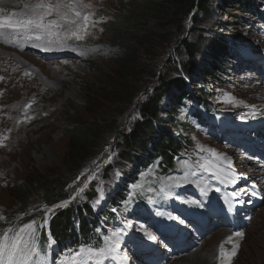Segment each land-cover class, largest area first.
<instances>
[{
	"label": "rangeland",
	"instance_id": "obj_1",
	"mask_svg": "<svg viewBox=\"0 0 264 264\" xmlns=\"http://www.w3.org/2000/svg\"><path fill=\"white\" fill-rule=\"evenodd\" d=\"M135 1L140 0H83V3L91 5L90 8L84 9L90 14V22L87 28L81 31L83 38L77 40L75 37H69L63 44L51 45V51L38 48L40 52L54 53L53 58L43 57L33 48L0 45L1 55L5 57V59L0 58V84L4 86L13 80V77L7 73L13 69L18 70L24 80L15 86L18 92L12 90L11 87L0 86V98L5 99L4 105L0 106V228L21 218L17 214L19 202L6 189L8 184H22L29 171L34 172L38 179L42 178L43 183H57L71 174L64 164L68 143L66 132L70 128L68 123L70 119L93 120L92 118H95L98 120L99 112H109L115 105L113 102L106 101L104 99L106 96L110 95L112 99L117 96L121 100L124 98L123 94H127L129 91H135V95L132 96L134 105L125 110L120 122L124 127L130 120L139 116L138 103L148 100L149 92L153 89L152 84L146 85L144 79L139 81L138 78L139 72L146 65L147 57L142 50L136 49L134 56L125 60L122 57L121 49L108 44L102 26L103 22L120 4L125 3L129 6ZM35 2L36 0H15L10 8L0 7L3 9L0 11V15H9L13 11L20 12L25 3ZM227 11L229 14L221 11L220 17L212 15L211 19L204 23L211 29L215 24L220 23V20L231 21L233 13H235L236 16L243 19L241 25L235 26L247 34V39L253 48L252 52H264V32L261 25L257 26L252 18L237 10L227 9ZM53 18L55 17H49V19ZM73 27L75 26L73 25ZM201 27L194 35L198 32L204 35L208 31L205 29V25ZM35 42L37 43V41ZM179 47L180 44L173 43H164L160 47L159 59L156 63L168 61L163 68V74H171V77H174L177 76L173 72L176 70L179 75H182V62L178 65L175 60L170 58L174 50ZM178 58L183 61L181 57ZM196 63L199 64V61L196 60ZM245 67L244 69L238 65H229L228 67L222 65L221 68L215 69L217 73L214 76L217 80L211 79V77L206 78L204 77L206 73H200L197 80V82L201 81L199 86L203 88L204 85H208L210 88L208 91L203 90L204 94L202 95L206 98L204 100L230 109L228 119H230L231 127L218 135V139L221 138L218 142L217 137H213L206 125L201 128L195 120H192L193 130L185 131V136L192 142V145L187 147V150L180 152L186 157H181L178 160L175 172L163 177L160 187L163 194L155 198L159 201L162 209L151 216L153 229L140 223L137 228L141 233V239L135 236L137 247L131 244L124 245L132 264H146L143 258L139 257V252L142 250V243H140L142 241L140 240L148 241L146 235L148 232L155 236L157 227L162 221L164 223L171 221L172 224L189 228L192 232L190 240L182 243L180 248L173 247L172 242L169 243L170 247L162 245V248H166L165 257L171 255V252L176 253L163 264H220L217 262L220 259L218 258V249L221 244L227 247L228 236L235 237L234 233L236 232H243L245 235L243 238H238L241 247L237 256L230 260V264H264V192L259 185L253 183L255 178L264 180V176L260 174L259 177H252L249 172L254 162L264 167V160L259 159L252 162L246 157L248 151L253 152L256 149L264 151V121H261L264 118V71L256 73L251 70V64ZM259 68L264 69V65L257 66L256 70ZM209 96H211L210 100L207 99ZM121 101L117 103L118 107L121 105ZM159 105L162 107V98ZM184 114L179 110L180 121H187ZM247 116L258 118L261 135L258 136L250 129L247 133L245 126V121L248 120ZM204 118H208L207 121L212 120L214 115L205 113ZM162 119L163 129L173 133L177 132V129H172L167 125L168 118L162 116ZM234 122L240 126L241 133L235 130ZM239 137L243 138V143ZM232 139H234L233 142ZM111 143L109 146L103 147L105 155L102 159L92 161V157H90L89 164L86 163L83 170H80V175H85L83 176L85 178L84 181L73 184V187L76 188L71 197L81 198L79 189L84 188L89 180L99 179V174L109 157L121 175L124 173L134 174L136 165H130L128 169H123L121 157L118 155L119 149L114 148ZM262 155L264 156V153ZM203 158L208 159L203 164L207 166L208 170L202 165H198L204 161ZM211 158L214 159L212 168L220 172L219 176L222 179L224 174L233 171L240 175L239 181L245 180L246 183H242L236 190L235 188L231 190L229 182L225 181L223 186H219L215 178L206 175L203 171H209ZM184 172L189 175L184 177ZM111 177L113 174L109 178ZM95 181L97 182V180ZM121 181L122 177L118 179L117 184ZM247 183L258 186L257 190L261 198L259 206H256L255 210L252 211L250 206L244 208L245 218H242L241 221H245V224L234 229L232 223L218 220L217 216L213 219L216 211L211 208L210 204H213L219 196L226 197L229 193L237 192L243 195L248 203L249 196H245ZM215 185L220 187L218 195L213 194L211 190ZM35 186H38L37 183ZM201 186H206L209 193L206 199H203L202 192L205 195L208 193L206 190H202ZM40 190L41 186H38L28 198L29 201L34 202V206L42 205L39 199ZM211 194L214 196L212 197ZM65 201H69V199L63 202ZM192 201L196 203H192ZM41 209L53 215L57 212L53 207ZM37 210H30L27 215L35 214ZM202 213H209L211 217L206 228L203 229L201 226L197 231L194 224L189 222L191 221L190 217H197ZM33 221L37 220L33 219L10 232H18L16 240L15 233L10 238V245L15 246L14 264H18L23 255L33 248L36 251L28 264H37L42 258L45 263L49 262L48 256L43 254L40 248L35 247L36 223L31 229L25 228V225ZM221 230H225L227 235L216 243L218 237L225 234L220 232ZM156 241L159 240L156 239ZM114 253L116 254L115 250H111L110 253L106 252L95 264H118V260L122 261L126 255L121 250L117 259ZM162 259L163 257L160 262Z\"/></svg>",
	"mask_w": 264,
	"mask_h": 264
},
{
	"label": "trees",
	"instance_id": "obj_2",
	"mask_svg": "<svg viewBox=\"0 0 264 264\" xmlns=\"http://www.w3.org/2000/svg\"><path fill=\"white\" fill-rule=\"evenodd\" d=\"M263 6L264 0H140L129 6L120 4L103 22V34L107 37L109 45L123 51L122 57L125 60L131 59L136 49L142 50L146 55V65L139 72L138 78L139 81L144 79L146 85H153L149 98L138 103L139 116L130 120L124 127L120 121L125 110L134 105L132 96L135 91L123 94L122 101L117 96L115 99L110 95L106 96L104 99L115 105L109 112H99L98 120L70 119V128L66 132L67 153L64 156V164L71 172L67 177L69 179L66 181L65 178L57 183H43L42 178L38 179L34 172L29 171L22 184L6 186L10 195L19 202L17 214L22 216L19 220L32 219L41 214L42 211L37 209L42 206H52L69 199L67 206L57 209L50 219L49 230L57 245L66 254L71 247L82 243L97 244L98 240L93 232L95 225L101 223L102 218L112 220L114 214L111 209L115 208L118 214L124 213L122 208L125 205L126 185L136 181L138 172L144 169L147 171L149 164L158 163L160 170L157 177H160L173 168L176 155L191 147L192 142L185 136V131H192L193 128L188 122L180 121L178 116L182 103L185 106L190 105L188 86L196 95L203 96V90L208 91L210 88L208 85L203 88L199 86L201 81L197 80L200 73H206V78L217 80L214 76L217 73L215 69L221 68L222 65L236 66L237 63L229 53L234 51V40L252 47L247 34L236 28L235 25H241L243 19L235 13L231 21L220 20V23L211 29L204 21H209L212 15L220 17L221 11L229 14L227 9H233L248 15L260 26L257 10ZM202 25H205L208 31L204 35L199 32L194 35ZM164 43L180 44V47L174 50V55L183 59L178 61V65L182 62V75L176 70L173 71L177 74L174 77H171V74H163V68L168 61L156 63L159 59L158 51ZM161 98L162 107L159 105ZM207 99L210 100L211 96ZM119 101L121 105L118 107ZM162 116L169 119L167 125L177 129V133L162 128ZM110 143L119 149L118 155L121 157L123 169L136 165V171L133 175L124 173L122 176L108 159L99 179H95L97 182L90 180L85 184L81 198L73 199L71 196L76 188L73 184L84 181L85 178V175H80V170H83L90 157L92 161L103 158V147L109 146ZM93 150L95 152L92 153ZM112 174L113 177L109 178ZM119 176L125 181V187L120 190L117 188ZM35 183L41 186L39 199L42 205L34 206V202L28 200L38 187ZM116 189L118 191L112 195V191ZM107 194L110 196L108 201L111 207L101 211L99 198ZM30 210L37 211L33 215H27Z\"/></svg>",
	"mask_w": 264,
	"mask_h": 264
},
{
	"label": "snow or ice",
	"instance_id": "obj_3",
	"mask_svg": "<svg viewBox=\"0 0 264 264\" xmlns=\"http://www.w3.org/2000/svg\"><path fill=\"white\" fill-rule=\"evenodd\" d=\"M90 7L91 5L83 3V0H55V2H52V0H36L35 3H25L23 10L20 12L13 11L9 15H0V38H3L5 43L35 40L37 43L33 44L34 47L51 51V45L63 44L69 37H75L77 40L83 38L81 31L86 29L90 22V14L85 12L84 9ZM0 11H3V9H0ZM53 16L55 18L49 19ZM202 167L208 170L206 165H202ZM79 192H83V188L79 189ZM68 203V201H65L53 207H65ZM192 203L196 202L192 201ZM161 215L163 214L161 213ZM34 224L35 221L25 225V228L31 229ZM146 235L150 240L155 241L157 239L151 232L146 233ZM244 235L243 232L234 233L237 238H243ZM228 241L232 242L231 236L228 237ZM238 248V244H233L231 251L228 252L221 244L219 248L220 264H230L231 257L237 255ZM35 251L33 248L24 254L18 264H28ZM89 251L91 252V250ZM5 252L6 246L0 244V264H14L15 252H9L7 259H5ZM102 253L103 250H101ZM76 255H79V253Z\"/></svg>",
	"mask_w": 264,
	"mask_h": 264
},
{
	"label": "bare ground",
	"instance_id": "obj_4",
	"mask_svg": "<svg viewBox=\"0 0 264 264\" xmlns=\"http://www.w3.org/2000/svg\"><path fill=\"white\" fill-rule=\"evenodd\" d=\"M14 1L15 0H0V7H2V8H10V6L14 3ZM0 43H4V39L3 38H0ZM7 44H16V45H18V46H20V47H26V46H29L30 44H31V41H18V42H15V43H7ZM1 50H0V58L1 59H5V57L4 56H2L1 55ZM1 61V60H0ZM7 73L10 75V76H12L13 77V80H10L9 82H7L4 86L2 85V84H0V86H2V87H5V88H8V87H11L12 88V90H14L15 92H18L17 91V89H15V86L19 83V82H21V81H24L23 79H22V77H21V75L19 74V72H18V70H12L11 72H8L7 71ZM4 102H5V99L4 98H0V106H3L4 105ZM263 105H264V103H263ZM236 160H239V159H236ZM251 161L252 162H254V159H251ZM251 168V170L249 171V172H251L250 173V175L252 176V177H259V175L260 174H262L263 176H264V167L261 165V164H259V163H253V165L250 167ZM233 179H235L236 181H239V179L238 178H236V177H234ZM253 181H255V182H253L254 184H257V185H259V187L262 189V191L264 192V190H263V188H264V180L263 179H259V178H255ZM258 187V186H257ZM202 190H206V188L203 186L202 187ZM252 191H254V195H253V197L254 198H257V199H260L261 197H260V194L258 193V191H257V189H256V187L255 186H252ZM208 196V195H207ZM258 196V197H257ZM231 202H234L233 200H231L230 198H228ZM235 203V202H234ZM237 204V207H239L240 206V204L241 203H236ZM226 207H228V205H226ZM257 207H254V208H251V210L253 211V210H255ZM228 215H230V213L228 212ZM242 231V230H241ZM220 232H224L225 234L223 235V236H220V237H218V239L216 240V243H218V240L219 239H224L225 237H226V235H227V233L225 232V230H221ZM228 237H230V236H228ZM232 237V242H229L228 241V238H227V242H228V245H227V247H225V250L226 251H228V252H230L231 251V249H232V247H233V244H238L239 245V248H238V251H239V249H240V247H241V245H240V241H239V239L237 238V237H233V236H231ZM242 243V242H241ZM238 251H237V254H238ZM218 252H219V249H218ZM237 256V255H236ZM218 258H219V255H218ZM232 258H234V257H231V259ZM210 260V259H209ZM189 261H191V260H189ZM195 262V261H194ZM199 262V261H198ZM197 262V263H198ZM217 262H219L220 263V259H218V261ZM205 263V262H204ZM186 264V263H185ZM196 264V263H195Z\"/></svg>",
	"mask_w": 264,
	"mask_h": 264
}]
</instances>
